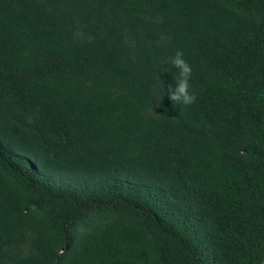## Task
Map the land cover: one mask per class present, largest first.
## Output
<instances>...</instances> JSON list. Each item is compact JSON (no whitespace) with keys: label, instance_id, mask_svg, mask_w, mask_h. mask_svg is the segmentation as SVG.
<instances>
[{"label":"trees","instance_id":"trees-1","mask_svg":"<svg viewBox=\"0 0 264 264\" xmlns=\"http://www.w3.org/2000/svg\"><path fill=\"white\" fill-rule=\"evenodd\" d=\"M0 264H264V0H0Z\"/></svg>","mask_w":264,"mask_h":264},{"label":"clouds","instance_id":"clouds-1","mask_svg":"<svg viewBox=\"0 0 264 264\" xmlns=\"http://www.w3.org/2000/svg\"><path fill=\"white\" fill-rule=\"evenodd\" d=\"M166 63H170L175 69L178 70V74L174 77L175 87L173 88L171 85H169L166 91L169 99L173 102V104L184 106L195 103L197 96L195 92L190 91L192 68L187 60L184 59L183 51L177 50L174 56L170 57L169 61ZM165 71H167V69H165ZM240 154L243 155L244 153L241 152ZM59 254L63 255V250H61Z\"/></svg>","mask_w":264,"mask_h":264}]
</instances>
